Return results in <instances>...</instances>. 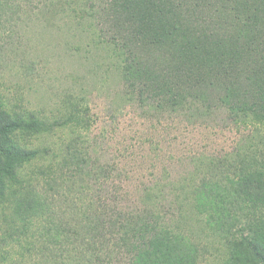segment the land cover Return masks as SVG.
<instances>
[{"label":"trees","instance_id":"trees-1","mask_svg":"<svg viewBox=\"0 0 264 264\" xmlns=\"http://www.w3.org/2000/svg\"><path fill=\"white\" fill-rule=\"evenodd\" d=\"M221 1V6L229 7L230 24H223L225 10L219 3L192 0L180 4L186 7L179 12L176 6L179 14L158 25L162 26L158 33L148 32L140 9L155 3L162 10L163 0H88L87 14L100 41L113 51L127 95L135 103L149 106L156 101L161 112H180L203 101L207 108L200 109L207 114L226 111L253 127L252 139L264 144V3ZM164 43L178 58L174 63L154 50ZM149 47L152 50L145 53ZM215 47L227 48L232 58L222 54L220 68L201 74L191 64V55ZM6 103L0 98V199L17 216V221L14 217L7 221L13 230L8 237L26 255L33 260L50 256L60 263L73 259L85 264H199L192 240L174 227V205L179 203L178 193L186 189L183 183L173 186L172 210H163L161 199L154 207L112 206L101 190L115 170L103 165L88 170L83 168V158L70 166L71 159L79 156L75 150L46 165L50 150L34 146V140L53 128L36 112ZM68 122L83 129L87 120L77 110ZM238 148L219 159L200 158L198 170L208 165L212 174L199 177L187 194L195 210L207 214V224L218 227L225 238L234 223L244 219L247 229L231 235L233 249L247 245L251 257H264L260 233L264 228V146ZM34 161L43 163L44 171L38 167L39 171L26 173ZM28 174L34 175L32 181ZM8 255L10 251L0 250L1 259L7 261ZM20 255L23 258L25 253ZM235 257L240 263L239 255Z\"/></svg>","mask_w":264,"mask_h":264},{"label":"rangeland","instance_id":"rangeland-1","mask_svg":"<svg viewBox=\"0 0 264 264\" xmlns=\"http://www.w3.org/2000/svg\"><path fill=\"white\" fill-rule=\"evenodd\" d=\"M0 1V98L10 107L36 112L53 128L34 140V146L50 150L46 165L75 150L79 156L71 159L70 166L80 164L83 158V168L88 170L101 165L112 168L115 171L103 184L101 194L112 206L118 204L126 210L154 207L158 199L163 210H172L169 200L174 197L170 195L173 186L183 183L186 189L178 193L179 203L174 205L178 210H174V227L192 240L199 264H264V257L250 256L247 245L237 250L231 245V235L247 229L244 219L234 223L225 238L218 227L207 224V214H199L187 194L199 177L212 174L208 165L198 170L196 162L200 158L219 159L236 152L239 146H264L252 139L253 127L244 126L224 110L214 109L207 114L200 109L207 108L203 101L199 107L180 112H161L156 101L149 106L135 103L127 95L113 51L100 41L93 28L87 14L88 0ZM211 1L225 10L223 24H230L229 7L221 6V0ZM163 2L162 10L155 3L141 6L149 33H158L162 27L158 25L173 19L174 13L178 15L186 7L180 4L192 0ZM247 35H251L250 30ZM165 45L154 50L174 63L172 60L178 58ZM151 50L145 48V53ZM202 52L205 54L194 52L190 58L201 74L220 68L222 54L232 58L227 48ZM77 110L87 120L83 129L68 122ZM38 167L44 171V164L34 161L25 172H37ZM13 217L17 221L12 206L8 209V203L0 199V250L10 251L7 261L0 258V264H85L73 259L60 263L50 256L33 260L8 237L13 230L8 229L7 221ZM260 233L264 248V228ZM236 254L240 263L235 262Z\"/></svg>","mask_w":264,"mask_h":264}]
</instances>
